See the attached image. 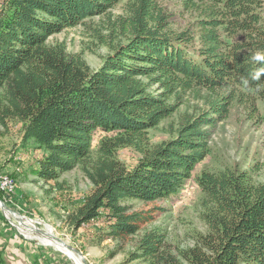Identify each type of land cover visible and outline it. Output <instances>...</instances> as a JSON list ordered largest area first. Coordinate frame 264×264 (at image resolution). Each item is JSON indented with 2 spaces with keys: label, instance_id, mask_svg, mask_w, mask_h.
Instances as JSON below:
<instances>
[{
  "label": "trees",
  "instance_id": "trees-1",
  "mask_svg": "<svg viewBox=\"0 0 264 264\" xmlns=\"http://www.w3.org/2000/svg\"><path fill=\"white\" fill-rule=\"evenodd\" d=\"M181 6L194 18L192 30L175 31L160 0H2L0 127L20 124L22 140L43 149L32 170L37 181L57 182L76 168L89 180L90 191L62 217L72 232L101 219L92 243L113 240L125 252L130 246L127 261L145 264H264L257 163L197 176L198 215L207 230L190 234V245L150 225L161 206L133 204L177 194L210 154L212 130L234 103L249 110L248 118L261 109L258 102L264 106V60L255 59L264 54V0H181ZM79 25L93 38L86 49L102 58L99 68L64 41L49 40ZM93 45L106 46V54ZM187 93L199 101L195 110L169 125L171 138L152 143L150 130ZM123 148L140 154L135 166L119 157Z\"/></svg>",
  "mask_w": 264,
  "mask_h": 264
},
{
  "label": "rangeland",
  "instance_id": "rangeland-1",
  "mask_svg": "<svg viewBox=\"0 0 264 264\" xmlns=\"http://www.w3.org/2000/svg\"><path fill=\"white\" fill-rule=\"evenodd\" d=\"M160 1L171 13L170 23L175 31L194 28L192 25L194 18L182 12L181 0ZM119 12L121 6L114 9V13ZM49 40L64 41L69 52H83L93 68L102 65V58L86 49L89 44L94 43L90 33L82 25L65 29L51 36ZM93 46L99 54H106V46ZM170 100L175 99L172 97ZM182 100V105L171 117L162 121L159 128L150 130L152 143L171 138L173 135L167 131L169 125L173 123L176 126L181 115L186 111L192 113L199 102L193 93L183 94ZM258 104L261 109L253 118H248L249 110L246 111L245 107L237 103L233 104L229 117L212 130L209 142L210 154L195 167L192 177L186 180L177 194L168 199L149 203L133 200L134 206L139 210L151 209L155 204L162 207V210L155 212L156 221L150 225L165 228L173 243L190 245L193 243L190 234L196 230L203 232L207 230L198 215L202 191L197 176L203 170L214 171L235 164L250 169L257 163L260 170L254 174L259 180H264V106L260 102ZM103 134L104 132L100 130L95 132L94 148L97 147ZM43 152V149L33 141L25 143L22 140L20 124L11 122L8 128L0 127V175L10 176L15 183V189L11 193L0 190V210L16 228L23 235L32 237L38 243L53 249L56 254L62 256L66 264L77 263L66 251L45 243L42 240L44 234L37 231L35 234L30 233L28 228L35 227L39 231H48L50 227L56 238L81 252L87 264H145L142 260L127 261L130 246L125 252L117 251V243L113 240L106 239L100 243H92L97 236V226L101 219L83 226L77 232H72L62 216L67 208L75 206L90 191L91 183L78 168L64 173L57 181L58 184L53 181H37V177H33L32 170L38 166V160L43 156ZM118 154L130 167L135 166L140 158V154L133 148L120 149ZM20 216L22 221L19 220ZM74 249L71 250L79 255Z\"/></svg>",
  "mask_w": 264,
  "mask_h": 264
},
{
  "label": "crops",
  "instance_id": "crops-1",
  "mask_svg": "<svg viewBox=\"0 0 264 264\" xmlns=\"http://www.w3.org/2000/svg\"><path fill=\"white\" fill-rule=\"evenodd\" d=\"M0 264H66V261L47 245L23 235L0 210Z\"/></svg>",
  "mask_w": 264,
  "mask_h": 264
},
{
  "label": "bare ground",
  "instance_id": "bare-ground-1",
  "mask_svg": "<svg viewBox=\"0 0 264 264\" xmlns=\"http://www.w3.org/2000/svg\"><path fill=\"white\" fill-rule=\"evenodd\" d=\"M9 211V210H8ZM11 214H12V211L10 212ZM18 218V217H17ZM20 219V221H22L21 219V216L19 217ZM23 224V223H22ZM35 226V225H34ZM26 229V228H25ZM38 229V228H37ZM35 227L34 228H28V230H29V232L30 233H34L35 234V232L37 231L38 233H42V234H44V238L42 239V237H41V239L45 242V243H48V244H52V245H55L58 249H61V250H64V251H66L67 253H68V255L69 256H71L74 260H75V262L77 263V264H85L83 261H82V258H81V256L80 255H77L73 250H71L66 244L67 243H65L64 241H62V240H60V239H58V238H56L54 235H53V233H52V230H51V228L49 227L48 228V231H44V230H41V231H39V230H37ZM40 229V228H39Z\"/></svg>",
  "mask_w": 264,
  "mask_h": 264
},
{
  "label": "built area",
  "instance_id": "built-area-1",
  "mask_svg": "<svg viewBox=\"0 0 264 264\" xmlns=\"http://www.w3.org/2000/svg\"><path fill=\"white\" fill-rule=\"evenodd\" d=\"M15 189V183L10 176H1L0 175V190L11 193Z\"/></svg>",
  "mask_w": 264,
  "mask_h": 264
},
{
  "label": "clouds",
  "instance_id": "clouds-1",
  "mask_svg": "<svg viewBox=\"0 0 264 264\" xmlns=\"http://www.w3.org/2000/svg\"><path fill=\"white\" fill-rule=\"evenodd\" d=\"M255 59H257V60H264V54H260V53H257L256 54V56H255ZM261 74H256V75H254L253 76V79H259V76H260Z\"/></svg>",
  "mask_w": 264,
  "mask_h": 264
},
{
  "label": "water",
  "instance_id": "water-1",
  "mask_svg": "<svg viewBox=\"0 0 264 264\" xmlns=\"http://www.w3.org/2000/svg\"><path fill=\"white\" fill-rule=\"evenodd\" d=\"M4 208L6 207L5 205L3 206ZM59 239V238H58ZM61 240V239H60ZM63 241V240H62ZM66 243V242H65ZM69 248H71V249H74L72 246H70V245H68V244H66ZM75 251H77L78 253H79V255L81 256V258H82V261L85 263V264H87L86 263V260H85V257H84V255L81 253V252H79L78 250H76V249H74Z\"/></svg>",
  "mask_w": 264,
  "mask_h": 264
}]
</instances>
